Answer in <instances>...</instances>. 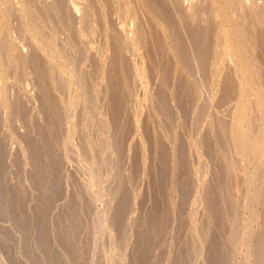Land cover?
I'll list each match as a JSON object with an SVG mask.
<instances>
[{"label":"rangeland","instance_id":"374dc122","mask_svg":"<svg viewBox=\"0 0 264 264\" xmlns=\"http://www.w3.org/2000/svg\"><path fill=\"white\" fill-rule=\"evenodd\" d=\"M158 1L161 2L158 3ZM154 2L157 3L154 4ZM50 5L52 7H50ZM109 5L111 6L109 7ZM49 11H51V13ZM47 15L52 16V18L54 15L55 17L53 19L57 18L55 19L56 21L54 20L53 22L51 17H49L50 19L48 21ZM65 19H67L66 23ZM67 21H69L68 24ZM199 43H202L201 47L198 46ZM194 45L195 48L198 46L199 49H195ZM66 49L68 50L67 53ZM193 49L196 51L193 52ZM61 50L64 52L62 51L61 53ZM115 52H117V54ZM118 53L119 56H116ZM63 54L66 56H63ZM76 54L81 55H77V57ZM178 54L180 56H178ZM199 54H201V56ZM79 57H82L83 61H81V63H78L77 61V59H80ZM114 57L118 58L116 59L118 61H116ZM31 58L34 62L42 61L39 63V67L38 62L37 65L34 62L33 63L40 71L41 69L45 70V72L43 70L42 72L39 70L38 71L41 75V78L46 77L47 80H45L47 82L45 81L43 84L45 85L47 83L46 89L52 94L51 97L54 96L55 99L62 98L63 103L64 101L67 103L66 100H68L71 95V106L73 105L77 108V110H75L76 108L73 106V109L70 108V110H73V113L78 114L81 111L86 113L89 111V107H92V105L87 102L88 100H85L88 98L86 85H89L90 83L91 85L93 84L95 88L93 89V94L98 91L97 94H94V97L96 96L98 99L100 96V98L97 100V106L99 105L98 107L100 108V111L97 106L94 108H98V111L103 116L104 113L105 115L109 113L107 110L108 106L106 105L107 99L109 98L108 95L125 97L126 100L128 99V108L126 110L128 112L132 111L129 114L131 116H129V120L131 119L130 121L132 123V127L136 126L135 130L132 128V132L135 134H132L131 132V135L127 141H125L126 149L132 146L130 147L129 151L132 150L131 148L137 146L140 151L144 152L145 154L148 153L146 157L150 155L149 149L147 150V147H145V144H143L144 141L143 136L141 135V127H148V129L152 131L153 136L155 134V137L157 138L156 139L153 137L155 142L159 139H163L166 146H168V151L171 150L169 152L171 158L174 155L173 146H175L172 142L178 141L180 138L184 139L183 141L184 143L186 142L185 145H187L186 148L188 151L187 161H190L188 162L190 165H188L190 166L191 170H193V168L195 170L192 172L193 176L195 175V178L200 176L204 178V181L202 178H196L201 183L200 184L199 181H197L198 185L196 184V188L199 190L201 185H204L210 181L209 179H211V171L213 170V167L211 170L210 166L208 165L209 161L204 154L205 149L203 148L205 147V141L209 138V142H212V145H214H211L210 148L213 149V152L215 153L214 155L217 158L216 161L218 160L217 164L220 163V161L223 162V159L227 161L226 163L228 165L230 164V167L228 166L229 169L227 172L230 171L229 177L233 178V182L230 181L233 183H231V197L232 200L239 206L238 209L240 216L238 220L241 222L240 225H244L245 228H247L246 230L243 228L245 231L242 229L239 232L241 233L243 231L238 235V242L233 245H237L239 242L240 244L237 245L238 247L236 246L237 248L232 246L234 250L231 249V252H236L234 254H236L237 257L233 255V257H236L235 264H242V262L243 264H250L249 261H252V259L249 258V254L251 252L248 248L253 247L251 245L253 244L252 241L256 239L257 235H259L258 230L260 229V220L264 217V213L262 211L264 210V192L260 193V190L264 191V179H262V177L264 178V0H50V2L49 0H0V128L2 131L1 134H3L2 136L5 137V140L9 145V171L13 169L11 166H13L12 161L15 158H23V163H26L28 160L20 137L23 134L25 135L26 130L24 129L18 116L15 117L17 119L14 118V127L17 126L15 127L17 128L16 135L13 134L8 128V122H10L8 121L10 107L14 106L16 101H18L17 104H23L22 109H24L26 112L30 111L29 113L31 117L37 119L40 123L43 122L42 115L40 113L41 109H39L41 108V104L39 102V88L35 84V78L38 77V74L32 71L30 67L32 63ZM74 58H76V60H74ZM199 58H201L202 61ZM88 59L91 62H88ZM113 59L116 62H113ZM72 61L73 63L75 61V63L73 64ZM92 62L95 63L97 67L96 70L94 68L95 65L92 66ZM43 63L46 67L43 66ZM113 63H118V67H116L117 65L113 67ZM20 65L22 69L20 68ZM44 67L47 69H44ZM112 67L115 69V71ZM202 67L205 72H203L204 70ZM91 69H93V71ZM84 70L87 72L85 73ZM98 70L100 71L97 72ZM93 72H95V74L97 73L96 76H93ZM51 73H53V80L52 78L51 80L48 79ZM90 74L93 75L90 76ZM87 75H89V77L86 78L85 76ZM84 77L87 80L84 79ZM93 77H96V80L93 79ZM88 79H91L92 82L94 80L95 81L92 83ZM61 80L67 87L66 91L63 92L64 94L62 92L60 93L62 89L59 87L60 85H58ZM73 80H75L74 83ZM108 80L110 84L112 82L111 85L108 84ZM96 81L99 86L95 85ZM65 82L67 84H65ZM101 84L102 86H100ZM108 86H112L113 88L116 87L115 89L119 88L115 91H118L121 96H119L117 92L115 93L114 89V93L113 91L111 92V90H108ZM55 87H59L60 90L56 89ZM82 87L84 92L86 91L85 93L82 92ZM179 89H181V91L183 90V107L185 104L188 105L187 107H184V110L186 108L187 112L189 110L191 111L190 115H193L189 116V118L192 117L190 120L191 126L188 123L189 118L186 119V121L184 120L185 111L183 110L182 105L180 103H176V96L179 95ZM82 94L87 95V98H85L86 96H83ZM163 94V97L166 98L161 97ZM159 101L165 103H163L165 108L167 107L166 109H169L168 111L171 112V119L173 118L171 122L173 121L172 123L174 126H172L171 129L172 124L170 122V128L166 129L165 132L162 130L164 118H162V116H160L158 113L159 110H164V105L161 103L159 104ZM189 101L190 104H188ZM192 102L194 104H191ZM21 104L19 106H22ZM101 104L104 107L106 106V111ZM76 105H79L81 108L79 106L77 107ZM159 106H161L162 109ZM179 106H181L180 109ZM181 108L183 111V116ZM94 110L98 112L97 109ZM172 115L174 117H172ZM157 116H160V118ZM158 120L160 121L158 122ZM196 120L197 122L199 120L201 123L198 122V124H196ZM222 124L223 127L225 125L227 129H223ZM198 125L200 126L198 127ZM219 125L222 128H220ZM194 126H196V128H194ZM136 129L141 130L140 132H137ZM17 131L19 135L17 134ZM175 131H177V133H175ZM179 131L181 135L179 134ZM227 132V135L231 139L230 141L233 142L234 146H236L235 141H237V144H239L243 140L240 144L241 147H238L237 145V147L239 149L241 148V150H239L237 147V150H235L236 148L233 149L234 146L232 149L229 148L231 150H228L231 152L229 153L230 155L228 152H223L219 146V143H217L219 142L217 137L221 138V136L225 135ZM175 134H177V136H175ZM134 135L136 137H134ZM234 136H237L239 140H235L237 138L234 139ZM215 137L216 141L214 139ZM211 138L213 140H211ZM70 139V146L73 144V148L75 149L77 146H80V139L77 137ZM76 140L78 141L76 142ZM244 140H246V142ZM176 143L177 142H175V144ZM190 145L192 147H190ZM242 146H245L244 150ZM200 147L202 148L200 149ZM154 150V152L158 151L156 148H154ZM238 151L241 152L245 159L241 156V154H239ZM154 152L151 151L152 155L156 154ZM63 154L66 160L65 174L68 176L71 173L77 172L76 164L69 160L66 153ZM14 156L16 157L14 158ZM191 159H193L192 162ZM256 159H258V161ZM146 163L148 164V161ZM149 164L151 165V163ZM204 167L205 169H202ZM24 168V172L28 173L31 171V167L29 165L24 164ZM151 168H154L153 165ZM200 169L204 170V172ZM205 171H207L208 174H205ZM261 173L263 175H261ZM260 176L262 180H260ZM231 178H229V180H231ZM185 180L187 181L186 178ZM248 180H250V182ZM143 181V186L145 187L147 183L145 181H147V179ZM257 181L258 183H256ZM256 184L258 190L256 188ZM261 184L263 186H261ZM25 185H29L27 179L25 180ZM244 186L248 188H245ZM66 188L67 192H69L68 190H70V187L68 184ZM249 188L252 191H249ZM256 191V195L253 194ZM258 193L260 194V197H258ZM194 198L195 196L191 197L192 201L190 202V205L192 206L189 208V212L192 210L193 206H202V202L195 198L198 201L197 202L194 200ZM193 200L198 204H196ZM61 201H59L58 204V211L65 210V200L63 202ZM192 202L194 203L192 204ZM241 202L245 208L242 207ZM258 202H262V205ZM245 203H248V206ZM98 207L100 208L99 205ZM199 208L200 207H198V210ZM200 210L198 212V214H200L197 217L194 218V216L190 215L188 220L191 218L189 221L192 223L194 221L199 222L203 217V213L205 216L208 214L206 213L207 211H203L205 210L203 209V206ZM250 217H252V219ZM262 221H264V219ZM247 224L248 226L251 225L250 228L246 226ZM0 228H11V226L0 222ZM232 231L233 230H231V232ZM239 238L241 241H239ZM101 241H104V239ZM103 255L104 254H100V257L98 256L99 261L104 257L100 262H102L101 264H106L105 258L108 254H105L104 256ZM0 264H9L7 256L1 247ZM166 264L168 263L166 262Z\"/></svg>","mask_w":264,"mask_h":264},{"label":"bare ground","instance_id":"6f19581e","mask_svg":"<svg viewBox=\"0 0 264 264\" xmlns=\"http://www.w3.org/2000/svg\"><path fill=\"white\" fill-rule=\"evenodd\" d=\"M160 2L158 1V3ZM156 3L154 2V4ZM110 6L111 5H109V7ZM50 7L52 6L50 5ZM49 12L51 13V11ZM47 17H48V21L50 19L49 17L52 18V16L50 15L49 16L47 15ZM54 17L55 16L53 15V18ZM53 18L52 20L54 22V20L57 18L55 19ZM66 20L67 19H65V23H66ZM68 22L69 21H67V24ZM55 31H58V30H55ZM201 45L202 43L201 44L199 43L198 46L201 47ZM198 46L196 48H198ZM194 48H195V45H194ZM62 51L63 50H61V53ZM195 51L196 50L193 49V52ZM67 52L68 50L66 49V53ZM115 53L117 54V52ZM77 55L78 54H76V56ZM80 55L81 54H79L78 56ZM199 55L201 56V54ZM63 56H66V55L63 54ZM116 56H119V53ZM178 56L180 55L178 54ZM76 58H74V60H76ZM79 58L81 60L77 59V61L78 63H81V61H83L82 57H79ZM114 58L115 60L118 59L116 57ZM199 59L202 61L201 58ZM115 60L113 59V62L118 61V60L116 61ZM31 61L32 63L30 67L32 71L38 74V77L35 78V84L39 88V102L41 104V108L39 109H41L40 113L42 115L43 122L40 123L38 122L37 119L31 117L29 113L30 111L26 112L24 109H22L23 104L20 103L22 106H19L20 104L19 103H18L19 105L17 104L18 101H16L17 105L15 104L14 106L10 107L9 115H8L9 116L8 121L10 122H8L9 123L8 128L13 134L16 135L17 128L15 127L17 126L14 127V118L18 116L20 122L22 123L24 129L26 130L25 135L23 134L20 137L22 140L23 149L28 159L27 162L24 160L26 163H23L22 157H21L22 159L20 158L16 159L15 157L17 155L14 156L15 159L14 160L12 159L13 161L11 160L13 163L12 164L13 166H11L13 167V169H11V171H9L10 169L8 166V163H9L8 146L9 145H8V142H6L5 137L2 136L3 134H1L2 131L0 128V222L6 223L9 226H11V228H0V233H1L0 247L5 253V255L7 256L9 264H101L102 262L100 261H102L104 257L101 258L99 261L100 254H104V255L108 254L107 257L105 258L106 264H166V262L168 264H235L236 263L235 258L237 256L236 254H234L236 252L234 251H233L234 253L231 252L232 250H234L232 246L236 247L238 244H240L239 242L237 245H233L238 242L237 241L238 235L241 234L243 231H245L247 228H245L244 225H240L241 222H239L238 220L240 216L239 215L240 212L238 209L239 206L237 203H235L232 200V197H231V194H232L231 193L232 192L231 183L233 182L232 181L233 178L229 177L230 171L227 172L229 169L228 166L230 167V164L228 165L225 159H223V162L220 161V163L217 164L218 160L216 161L217 158L214 155L215 153L213 152V149L210 148L212 145V142H209L208 140L209 138L205 141V147L203 148L205 149L204 154L206 158H208V161L210 163V164L208 163V165L210 166L211 170L213 167V170L211 171V179H209L210 181H208V183L204 185H201V187H199L200 188L199 190L198 188H196L197 181H199L197 179L202 178L203 180L204 178L200 176L198 178L196 177L197 178L196 179L194 177L195 175L193 176L192 172L194 168L193 170H191L189 166L190 164L188 163L190 161H187L188 151L186 148L187 145H185L186 142L184 143L183 141L184 139L180 138L178 141L172 142L174 143L175 146H173L172 144V146L174 147V150H173L174 155L171 158L169 154L171 150L168 151V146H166L163 139L162 140L159 139L155 142L153 138L155 137V134L153 136L152 131H150L148 127H141L142 130L141 129L140 130L142 134L141 133L140 134L143 136V141H144L143 144H145V147H147V150L149 149L150 155L146 157L148 153L145 154L144 152L140 151L137 146H135L136 148L135 147L131 148L132 150L129 151L130 147L132 146L126 149L125 141H127L129 136L131 135L132 128H134L135 130L136 126L132 127L131 126L132 123L130 121L131 119L129 120V118L131 117L129 114L132 111L128 112L126 110L128 108L127 106L128 99L126 100L125 97L108 95L109 98L107 99L106 105L108 106L107 110L109 111V113H107L106 115L104 113V116H103L99 112L100 111V108L98 107L99 105L97 106V100L100 98V96L98 99L96 98V96L94 97V94H97L98 91H96L97 89L94 90L96 91V93L93 94V89L95 88L93 84L91 85L90 83L89 85H86V91H87L88 98H87V95L84 94L86 96L85 98L87 99L85 98L83 99L88 100L87 102L90 105H92L93 108L90 106L89 111L86 110L87 111L86 113L84 111L79 112V110H78L79 113L77 112L78 114L73 113L72 112L73 110H70V108H72L73 106V105L71 106L72 103H70L71 95L68 98V100H66L67 97L65 98L67 103L65 101L64 103L66 104L63 103V100L60 97H59L60 99H55L54 96L51 97L52 94L48 92L46 89L47 83L45 85L43 84L47 79L45 76H44L45 78L43 77L41 78V75L39 74L40 70L37 69L40 66L39 63H41L42 61L34 62L32 58H31ZM33 62L36 65L38 62V67ZM88 62H91V61L89 60ZM93 62H96V61H93ZM93 62H92V66L95 65V63ZM117 64L113 63L114 65L113 67H115V65ZM43 66H45V64ZM45 67L44 69H47ZM77 67H80V66H77ZM116 67H118V65ZM20 68H21V65H20ZM94 68L96 70L97 68L96 65L94 66ZM93 69L91 70L93 71ZM42 70L43 69H41L40 72H42ZM113 70L115 71L114 68ZM43 71L45 72V70ZM99 71L100 70H98L97 72ZM86 72L87 71H85V73ZM95 72H93L94 73V75L92 74L93 76H96L97 73L95 74ZM203 72H205V70ZM52 75L53 73L49 75L50 76L49 78L47 76V78L49 80H51L52 78L53 80ZM92 75L90 74V76ZM85 77L87 78L89 77V75ZM85 77L84 79H86ZM95 78L96 77H93V79ZM88 80L91 81V79H88ZM74 81L75 80H73V83ZM94 81L93 82L91 81V82L94 83ZM97 81L95 85L99 86V84H97ZM166 82H169V81H166ZM65 84L67 83L65 82ZM108 84L111 85L112 82L110 84L108 80ZM58 85H60L59 87L62 89L60 93L61 92L63 93L64 91H66L67 87L64 85V82L62 80L61 82L58 83ZM100 86H102V84ZM59 87L57 88L55 87V88L60 90ZM108 87H109L108 90H111V92L113 91V89L114 91L119 89V88L115 89L116 87L113 88L112 86L111 87L108 86ZM81 89L83 90V87ZM182 91L181 89H179L180 96L177 94L178 96H176V100H177L176 103H180L183 107ZM82 92H84V90ZM116 92L118 93V91H115V93ZM63 94H60V95H63ZM119 96L121 95L119 94ZM163 96L164 94L161 97ZM163 98H166V97H163ZM198 99H199V96H198ZM160 101H159V104L164 103ZM188 104H190V101ZM191 104H194V103L192 102ZM95 106L99 108V111H98V108H94ZM185 106L187 107L188 105L185 104ZM159 107L161 108V106ZM180 107L181 106H179V109ZM184 107H183V110H184ZM24 108H25V105H24ZM166 108L164 105L163 107L164 110H159V109H158L159 111L157 110L159 115L162 116V118H164V124H162V130H164V132L166 131V129L170 128L169 124L171 120L173 119V118L171 119V112L168 111L169 109L167 110ZM94 109H97L99 113L96 112V110ZM75 110H77V108ZM181 111H182V108H181ZM184 111H185L184 120L186 121V119H188L189 116H191L192 114L190 115L191 111L188 110L187 112L186 108ZM173 115L172 117H174ZM160 116H157V117L160 118ZM182 116H183V111H182ZM191 119L192 117L189 118V122H188L189 125H190ZM159 121L160 120H158V122ZM172 122H171L172 125L170 124L171 129H172V126H174ZM198 122L200 121L198 120ZM198 122L196 124H198ZM199 126L200 125H198V127ZM222 127H223V124H222ZM194 128H196V126H194ZM225 128L226 127L224 125L223 129ZM230 128H231V125H230ZM138 129H136L137 132L138 131L140 132V130ZM175 133H177V131H175ZM17 134H18V131H17ZM132 134H135V133L132 132ZM179 134H180V131H179ZM227 134L228 132L225 133V135L222 134L223 136H221V138L217 137L219 141L217 143H219V146L221 147L223 152L225 153L228 152L229 154L231 152H229L228 150H230L229 148L232 149L234 144L233 142L230 141L231 139L229 138ZM175 136H177V134H175ZM73 137H77L78 139H80L79 140L80 146L78 147L75 144L78 149L73 148V144L72 146H70L71 144L70 138H73ZM134 137L136 136L134 135ZM235 138H237V136L236 137L234 136V139ZM214 139L216 141V137ZM211 140L213 139L211 138ZM235 140H239V139L237 138ZM77 141L78 140H76V142ZM244 141L246 142V140ZM175 142L177 143L175 144ZM235 142H236L235 144L236 146H234L233 149H235L237 145L238 147H241L240 141H238L240 142L239 144H237V141ZM190 147L192 146L190 145ZM244 147L245 146H242L243 150H244ZM154 148L158 149V151L154 152L155 151ZM201 148L202 147H200V149ZM237 148L235 150H237ZM239 150H241V148ZM243 150H242V153H243ZM151 151L156 154L152 155ZM238 152L239 154H241L240 151ZM63 153H66L68 155L69 160L71 162L73 161V163L76 164L77 172L71 173L68 176L65 174L66 160H65ZM230 159H231V156H230ZM146 160L148 161V164L146 163L147 162ZM192 160L193 159H191V162ZM256 160L258 161V159ZM149 163H151V165ZM24 164L29 165L31 167V171H29L28 173L24 172L25 170ZM152 165L154 168H151ZM202 169H205V167ZM202 171L204 172V170ZM207 171H205V174L207 173ZM261 175L263 174L261 173ZM145 178L147 179V181H145L147 183H146V186L144 187L143 180H146ZM185 178L187 179V181L185 180ZM229 178H231V180H229ZM26 179L29 184L27 185L28 187L25 185ZM245 179L247 180L246 177ZM262 179L264 178L262 177ZM262 179L260 176V180ZM248 181L250 182V180ZM256 183H258V181ZM67 184L70 187V190H68L69 192H67V188H66ZM251 186H252V183H251ZM261 186L263 185L261 184ZM244 187L248 188L246 186ZM256 188H257V184H256ZM249 191H252V190L250 189ZM263 192H264L263 190L262 191L260 190V193H263ZM255 193H257V191L254 192L253 194ZM194 196L195 198H197V200L199 199V201L202 202L203 209H205L203 211L204 212L207 211L206 213H208L206 214V216L203 213V217L201 216L202 218L199 222L194 221L195 220L194 218L200 214V213L198 214V212L202 206H198L200 207L198 210V207L196 205L198 203L194 201L196 200L195 198L193 201L196 203L194 204L196 206L192 207V210L190 211L191 214L189 212L190 210L189 208H191L192 206L190 205V202L192 201L191 197H194ZM258 197H260V194ZM61 200L63 201L65 200L64 201L65 210L58 211V204H59V201ZM194 202H192V204ZM260 203L262 205V202ZM98 205L100 206V208L98 207ZM242 207H243V204H242ZM262 211L264 213V210ZM190 215L194 216L193 223L189 221L191 220V218L188 220V217H190ZM250 218L252 219V217ZM263 219L261 218L260 220L261 224L259 223L260 224V227H259L260 229L258 230L259 235H257L256 239L254 240L252 239L253 244L251 245L253 247L248 248L250 249V252H251L249 255L252 256V257L249 256V258L252 259V261L250 259H249L250 261L248 260L250 264H264V221H262ZM246 226L250 228L251 225L248 226L247 224ZM243 228H245V230ZM242 229L243 231L239 233ZM231 230L233 231L231 232ZM102 239H104V241H101ZM239 241H241L240 238H239ZM248 247H251V246H248ZM233 255H235L236 257L235 256L233 257Z\"/></svg>","mask_w":264,"mask_h":264}]
</instances>
